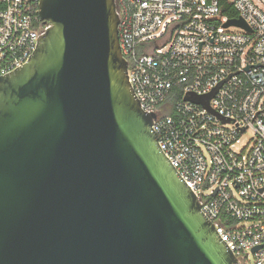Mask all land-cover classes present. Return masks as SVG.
<instances>
[{
  "label": "water",
  "instance_id": "obj_1",
  "mask_svg": "<svg viewBox=\"0 0 264 264\" xmlns=\"http://www.w3.org/2000/svg\"><path fill=\"white\" fill-rule=\"evenodd\" d=\"M38 19L0 76V264H238L157 144L114 1L39 0Z\"/></svg>",
  "mask_w": 264,
  "mask_h": 264
},
{
  "label": "built area",
  "instance_id": "obj_2",
  "mask_svg": "<svg viewBox=\"0 0 264 264\" xmlns=\"http://www.w3.org/2000/svg\"><path fill=\"white\" fill-rule=\"evenodd\" d=\"M113 1L157 144L238 264H264V0ZM38 17L39 0H0V76L50 28ZM237 18L249 30L223 27ZM209 95L207 107L191 101Z\"/></svg>",
  "mask_w": 264,
  "mask_h": 264
},
{
  "label": "trees",
  "instance_id": "obj_3",
  "mask_svg": "<svg viewBox=\"0 0 264 264\" xmlns=\"http://www.w3.org/2000/svg\"><path fill=\"white\" fill-rule=\"evenodd\" d=\"M223 14H225L229 18H236L237 17V15L234 11H230V12H226V13L224 12Z\"/></svg>",
  "mask_w": 264,
  "mask_h": 264
},
{
  "label": "rangeland",
  "instance_id": "obj_4",
  "mask_svg": "<svg viewBox=\"0 0 264 264\" xmlns=\"http://www.w3.org/2000/svg\"><path fill=\"white\" fill-rule=\"evenodd\" d=\"M248 136H249V135L247 134L246 137H248ZM246 137H245V138H246Z\"/></svg>",
  "mask_w": 264,
  "mask_h": 264
}]
</instances>
